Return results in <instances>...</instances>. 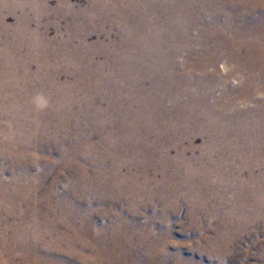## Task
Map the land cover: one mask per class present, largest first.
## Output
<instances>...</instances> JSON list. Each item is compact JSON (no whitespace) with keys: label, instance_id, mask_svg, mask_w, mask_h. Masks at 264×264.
I'll return each instance as SVG.
<instances>
[{"label":"bare ground","instance_id":"obj_1","mask_svg":"<svg viewBox=\"0 0 264 264\" xmlns=\"http://www.w3.org/2000/svg\"><path fill=\"white\" fill-rule=\"evenodd\" d=\"M100 4L106 11L116 8L122 15L117 20L120 40L109 51L116 65L127 67L128 73L123 79L127 76L125 80L131 81L137 91L144 90L140 98L135 95L130 98L135 107L123 105L119 100L122 87L119 84L107 86L106 80L95 88L86 86L80 90L56 80L50 90L40 91L39 101L33 103L36 94L27 64L29 57L18 54L22 46L17 39L20 34L16 36L13 31V37L4 30L8 37L0 42V135L10 137L12 131L24 130L25 144L12 146L10 143V149L6 147V150L10 152L16 147L24 151L30 147V154L23 153L15 165L23 170L15 179L26 181L21 188L28 191L29 183L36 181L32 186L37 192L32 194L37 198L33 205L49 210L46 192L51 185L38 193L47 176L66 181L74 198L70 206L72 216L69 215L72 264L132 260L142 237H138L129 213L143 205L162 219L176 216L182 205L188 210V224L194 223L198 210L214 215V218L206 216L207 221H214L220 214L209 212L206 198H212L220 190L228 192L225 184L228 171H233L238 164L251 163L254 167L264 159V0H101ZM98 5L91 8L99 9ZM141 18L149 22L143 28L136 22ZM92 19L90 17V27L94 25ZM2 22L1 19L0 25ZM1 33L4 34L3 30ZM100 50L107 51L104 47ZM125 56L131 59L124 61ZM178 56H183L184 62H178ZM39 63L40 70H36L34 76L46 82L44 62ZM53 65L50 71L57 75L55 67L58 66L55 62ZM232 76L236 77L237 84L228 87L226 82ZM219 85L222 88L216 92ZM213 93L221 97L210 101L208 95ZM144 109L149 116L142 118L140 113ZM15 116L22 119L14 125L16 129L12 127L16 123ZM154 133L162 134L167 145L158 140L160 137L151 139ZM200 134L206 139L202 140ZM197 138L201 139L199 144L194 143ZM170 143L175 150H170ZM242 147L246 151L244 157L240 163L232 164L228 150ZM181 153L186 154L185 158L179 157ZM196 154L201 157L198 167L197 157L196 161L191 158ZM162 165L172 169L158 167ZM34 167H38L36 176L30 174ZM256 180L254 183L261 186L262 192L264 179ZM98 181L102 184L99 194L95 190L88 193ZM7 184H0V188L18 190L7 195L9 200L19 199L22 194L17 185ZM130 190L137 195L127 197ZM0 196L5 200L3 194ZM64 205L69 206L66 201ZM80 207H84V218L79 224ZM100 215L105 220L98 225L95 218ZM129 222L131 229H127ZM202 230L199 234L202 245L210 246L209 252L220 258L228 248L229 230L218 226L213 231L209 227ZM144 244L151 255L152 246Z\"/></svg>","mask_w":264,"mask_h":264},{"label":"rangeland","instance_id":"obj_2","mask_svg":"<svg viewBox=\"0 0 264 264\" xmlns=\"http://www.w3.org/2000/svg\"><path fill=\"white\" fill-rule=\"evenodd\" d=\"M100 1L101 0H0V20L2 19L3 21L0 25V30H3V33L6 31V34L9 36L12 34L13 37V31L15 32L16 36L20 34V38L17 39L21 40L22 46L19 48L18 54L27 55L29 57V62L27 64H29L31 68V80L33 83L32 89L36 94V96L32 99L33 103H35V100H38L40 91L43 89L50 90L51 83L56 80L67 84V86L71 87L72 89L78 88V90L86 86L95 88L102 84V80H106L107 86L119 84L122 87V91L119 93V100L123 105L127 107H135L134 102L131 101L130 98L134 95L140 98L139 94L143 93L144 90L139 89L137 91L131 81L125 80L127 79V76L125 79H123L125 74L128 73L127 67L116 65L113 61V56L109 51V49H111L120 40V35L117 33V20H120L122 15L117 12L116 8L107 9L106 11L105 7L100 4ZM95 4H99L98 7L100 8H91V6ZM102 13H105L104 20H101L100 17ZM90 17L93 18V27H90ZM136 22L140 28H143V26H147L149 24L147 19L143 20L142 18ZM18 29L21 32H19ZM194 34H196V32H194ZM7 35H5V33H1L0 42L6 41L5 39L8 37ZM101 47L106 48L107 51L102 53L100 50ZM198 47L199 46L196 45V48ZM128 58L131 59V56H125L123 60L128 61ZM39 61L44 62L45 69L43 68V71L46 73V82H43L39 76H34L35 71L40 70ZM177 61L184 62L183 56H178ZM54 62L56 64L55 66H58L55 67L56 70H58L57 75L50 71V69H52L54 66ZM237 76L238 73L236 74V77ZM236 77L232 76L228 78V82H226L228 83V87L237 84V79H235ZM221 88L222 86L219 85L216 87L215 91L217 92ZM208 96L210 101H214L216 98L221 97L214 93ZM52 97V95L49 96L48 100H50ZM148 116L149 113L147 112V109L142 110L140 113V117L142 118ZM13 119H16V123L12 124V127L16 129L18 127L14 125L21 123L18 121H22V119L17 118L16 116ZM19 131L22 134L18 133V130H14L12 131L10 137L3 135V138L0 135V177L2 178H0V184L8 183L7 185L10 186L17 185L16 188L19 189V192L22 194L19 196V199L16 198L15 200L11 201L7 195H13L11 193H15L18 190L5 188L6 186L0 188V193L3 194V198H5V200L1 199L2 196H0V213L2 214H0V264H72V220L70 217L72 216V209L70 206H72L74 201V198L70 194L72 192L68 191L66 181L64 179L59 178L57 180H53L52 177H50L51 175H49L46 177V180L42 182L43 184L41 183L42 186L38 192L42 193L44 191L43 188H45L47 185L52 186H50L48 192H46L48 193L46 194V197L50 200L48 205L49 210L43 209L41 205H33L35 199H37L32 196V194L35 193L33 187L36 181L29 183L30 188L28 191L21 188L22 184L26 183V181L22 182L18 181V179H15L19 171L23 173V170L19 169L15 165H17L18 161L21 159L23 153L30 154V147L24 150L26 152H24L22 149H17L16 147L11 148L12 151L10 152L6 150L7 148L10 149L11 145L18 146L25 144L26 136L24 135V130L21 129ZM155 133L157 132L155 131ZM155 133L151 139L160 137L158 140L160 142L166 143L167 145V141L164 136L162 134L160 136L159 134L155 135ZM200 137L202 140L206 139V136L201 135ZM201 139H194V143L199 144ZM170 146V150H175L172 143H170ZM228 151L232 154L230 161L234 165L237 164L236 162L240 163V159H242L246 153L244 147L239 148V150ZM9 155H12V158ZM187 155H189V153H187ZM185 156V153H181L179 157L183 159ZM195 157H197V161L195 160ZM191 158L196 161L197 165L196 163L195 165L198 167L200 165L201 157L199 158V155L196 154ZM256 163L254 164V167L251 166V163H248L249 166L246 163L241 165L238 164L233 171H228L229 183H225L228 185V192L226 190H220V192H218L217 195L212 196V198H206L207 207L211 209L209 212H215L217 215L220 214L215 218L214 221H207L209 217L214 218V215L208 216L204 210H198V217H194V223L188 224V210L182 205L180 206L176 216H163L164 219H162L161 216L154 215L155 213L144 205L140 208H135L133 211H131V213H129V217L135 226L134 228L136 229L137 235L139 234L138 237H142V243H140L139 246L137 245L138 247L136 249L138 251H135L136 256L134 255L132 260H119L118 262H109L108 264H191V262H194L195 264H264V187L263 191L261 192V186L258 183H254V181H257L256 179L258 177L264 179V159H260L258 165H256ZM163 166L164 165L158 167L164 168ZM4 168H6V170ZM139 168H143V166H140ZM164 169L169 170L172 169V167L165 166ZM152 171H154V168H152ZM37 173L38 167L31 169V175L36 176ZM159 174L160 173H158V176H160ZM93 184V190L88 193H94L95 190L96 193L99 194L102 186L101 182L98 181ZM65 189L67 191H65ZM23 191H25L27 195H24ZM36 194L37 192L34 195ZM69 194L71 196H69ZM135 195H137V193L133 190H130V192L127 194V197H132ZM65 201L69 205L68 207L67 205L62 206L63 202ZM63 208L65 210H63ZM82 209H84V207H80V212H78L77 222L79 224L81 223V219L84 218V211ZM99 217L96 216L95 218L98 225L105 220L102 215ZM217 226L218 228H225L226 230L228 229L230 232H232L230 233L228 231V248L220 258L219 256L209 252L210 246L208 247L202 245L203 243L201 240H199V234L203 231L202 229L208 230L209 227V230L211 229V231H213L212 229L217 228ZM127 229H131L130 222ZM229 233L231 234L230 237ZM36 237L37 239L35 241L34 239ZM154 241H156L154 243L155 245H152ZM144 243L150 244L152 246L149 252H152L151 255L148 254L146 249L147 246H145L146 244ZM231 250L233 251L231 252ZM196 251H199L201 255ZM173 254L175 256H173ZM2 257H4L6 260Z\"/></svg>","mask_w":264,"mask_h":264}]
</instances>
